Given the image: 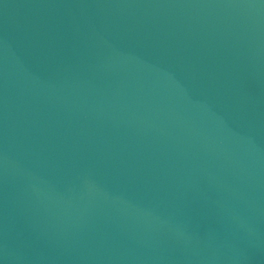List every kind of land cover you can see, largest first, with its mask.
<instances>
[{
    "label": "water",
    "instance_id": "obj_1",
    "mask_svg": "<svg viewBox=\"0 0 264 264\" xmlns=\"http://www.w3.org/2000/svg\"><path fill=\"white\" fill-rule=\"evenodd\" d=\"M0 264H264V0H0Z\"/></svg>",
    "mask_w": 264,
    "mask_h": 264
}]
</instances>
